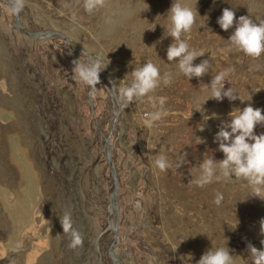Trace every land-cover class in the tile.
Masks as SVG:
<instances>
[{"label": "rangeland", "instance_id": "1", "mask_svg": "<svg viewBox=\"0 0 264 264\" xmlns=\"http://www.w3.org/2000/svg\"><path fill=\"white\" fill-rule=\"evenodd\" d=\"M15 1L24 28L63 33L83 50L74 60L86 61L85 53L100 58L105 79L89 96L88 85L72 79L68 42L21 33L11 25L12 7L0 0V264H113V250L123 264H196L213 246L228 248L232 264H251L248 244L264 248V198L219 166L209 183L195 180L204 160L223 159L214 136L230 111L251 104L264 112V52L254 58L229 47L235 24L228 30L217 24L224 7L233 9L234 20H264V0H180L196 13L182 33L204 52L193 63L208 61L207 72L191 79L166 56L173 38L163 36L161 23H168L173 0H100L91 13L83 0ZM145 60L160 71L148 94L155 106L147 96L126 103L116 90ZM225 68L232 71L224 87L240 98L208 99L210 80ZM160 97L169 115L144 127ZM254 131L264 132V124ZM108 137L118 171L117 213L110 205ZM159 155L171 167H155ZM65 213L81 237L75 247L71 232H63Z\"/></svg>", "mask_w": 264, "mask_h": 264}, {"label": "clouds", "instance_id": "2", "mask_svg": "<svg viewBox=\"0 0 264 264\" xmlns=\"http://www.w3.org/2000/svg\"><path fill=\"white\" fill-rule=\"evenodd\" d=\"M99 3L100 0H83V7L85 11L91 13ZM195 15L196 13L190 6L182 4L180 0H173L167 13L168 23H161L164 27L163 36L173 38L172 43L166 49L167 60L170 62L176 60L180 72L189 79L194 76L201 77L208 70L206 59L200 63H193L194 59L202 56L204 52L191 48L187 39L182 37V33L190 31ZM234 17L235 13L229 7H224L221 15L217 17V24L223 30H228L235 24L234 30L228 37L229 47L235 48L247 56L259 57L264 52V20L254 21L248 15H241L235 20ZM72 19L75 21V14H73ZM202 27L203 25H201ZM152 28L154 29V27ZM85 54L87 55L86 61L81 58L73 61L72 79L88 85L89 96H92L97 88L99 72L104 66L99 57L93 56L91 53ZM231 71V68H225L212 77L209 82L211 93L208 99L214 98L221 101L226 97L229 101H233L238 97L240 98L239 94L232 88L224 87V80ZM124 80L125 78L121 80V85L116 89L121 100L130 103L147 96L148 100L155 106V101L148 94L156 88L160 80L157 64L152 60H145L140 66L135 65L131 70L129 81L125 83ZM170 80V75L165 74L164 83L167 84ZM112 86L115 87V83ZM164 102L165 98L160 97L158 103L161 107L145 114L142 121L144 127L150 129L154 122L169 115L168 111L163 110ZM212 115L215 116L216 114L212 113ZM228 116L230 119L222 122V126L219 127L214 136L218 150L224 154L223 159L219 160V165L214 163L213 158L204 160L201 163V171L195 183L198 186L209 183L215 177V168L219 166L224 170L225 176L232 175L245 178L252 188L250 194L264 198L260 194L259 188L260 185H264V132L257 134L254 131L258 124H264V112L261 108H254L249 104L242 109H233L228 113ZM209 118L208 115L203 117L205 121ZM148 147L152 148L149 145ZM154 166L164 170L171 167V164L166 156L159 155L154 161ZM221 199L222 195L217 193L215 202L219 204ZM60 221L63 232H71L70 247L80 244L81 237L72 228L70 215L65 213L60 217ZM224 222L233 227L227 220ZM260 234L264 237V217L260 219ZM260 243L264 245V238L261 239ZM248 249L251 264H264V248L258 249L249 243ZM196 264H232V255L228 248L213 246L201 255Z\"/></svg>", "mask_w": 264, "mask_h": 264}, {"label": "water", "instance_id": "3", "mask_svg": "<svg viewBox=\"0 0 264 264\" xmlns=\"http://www.w3.org/2000/svg\"><path fill=\"white\" fill-rule=\"evenodd\" d=\"M3 1H5L7 4H9L12 7V9L14 11V14H15V25H13V24H11V25L13 27L17 28V30H19L21 33H23V34H25L27 36H30V37H32L34 39L53 38L55 35H59V36H62L68 42L67 44H68L69 47H71L73 50H77L76 48H73L71 46V43H70L68 37L66 35H64L63 33L59 32V31H56V30H42V31H34L33 32V31H29L28 29L24 28L22 26L19 9H17V6H19L20 4L18 2H16L15 0H3ZM112 89H113V87H112ZM89 102H90V106H91V101H89ZM117 116H118V113L117 112L114 113V122L115 123H117ZM114 127H115V124L112 127V129H114ZM109 140L110 139L108 137L106 139V142H105V145L107 147L109 145ZM106 151H107L106 159H107L108 167H109L111 176L113 177V180H114V189H113V192L111 194V200H110V205H111V207H113L117 203L116 202L117 201V191H118V188H119V181H118V177H117L118 176V171H117V168L115 166V162H114V160H113V158L111 156L110 148L108 147ZM117 212H118V208H116V213ZM108 228H111V225L108 226L106 229H108ZM117 236H118V230H115V237H117ZM115 241L116 240H114V242ZM113 252H114L115 258H113L112 254L110 255L112 260H113V264H123L121 262V260L118 258L117 254H116V251L113 250Z\"/></svg>", "mask_w": 264, "mask_h": 264}, {"label": "flooded vegetation", "instance_id": "4", "mask_svg": "<svg viewBox=\"0 0 264 264\" xmlns=\"http://www.w3.org/2000/svg\"><path fill=\"white\" fill-rule=\"evenodd\" d=\"M77 49V48H76ZM72 50V52H73V60L76 58V56H79L80 55V53H82L83 52V50H80L79 48L77 49V50H73V49H71ZM101 75V77H104L102 74H100ZM100 77V76H99ZM105 78H99V80L98 81H101V80H104Z\"/></svg>", "mask_w": 264, "mask_h": 264}, {"label": "bare ground", "instance_id": "5", "mask_svg": "<svg viewBox=\"0 0 264 264\" xmlns=\"http://www.w3.org/2000/svg\"><path fill=\"white\" fill-rule=\"evenodd\" d=\"M4 2H5V1H4ZM5 3H6V2H5ZM116 208H117V207H116V204H115V211H116ZM115 226H116V225H115ZM113 255H114V253H113ZM113 258H115V255H114V257H113Z\"/></svg>", "mask_w": 264, "mask_h": 264}]
</instances>
